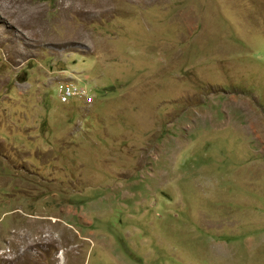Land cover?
I'll return each instance as SVG.
<instances>
[{
	"label": "rangeland",
	"instance_id": "374dc122",
	"mask_svg": "<svg viewBox=\"0 0 264 264\" xmlns=\"http://www.w3.org/2000/svg\"><path fill=\"white\" fill-rule=\"evenodd\" d=\"M0 264H264V0H0Z\"/></svg>",
	"mask_w": 264,
	"mask_h": 264
},
{
	"label": "built area",
	"instance_id": "2783aa9c",
	"mask_svg": "<svg viewBox=\"0 0 264 264\" xmlns=\"http://www.w3.org/2000/svg\"><path fill=\"white\" fill-rule=\"evenodd\" d=\"M74 98H80L83 100H87V103H92V99L87 98V92L83 89L74 87V86H66L61 90L60 99L62 103H68Z\"/></svg>",
	"mask_w": 264,
	"mask_h": 264
}]
</instances>
